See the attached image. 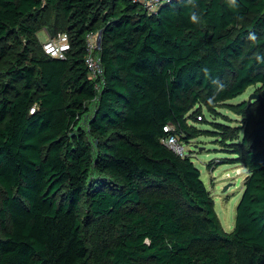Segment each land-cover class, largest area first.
<instances>
[{"label":"trees","instance_id":"16d2710c","mask_svg":"<svg viewBox=\"0 0 264 264\" xmlns=\"http://www.w3.org/2000/svg\"><path fill=\"white\" fill-rule=\"evenodd\" d=\"M44 27L68 34L65 59ZM255 85L264 0H0V264H264V97L227 105L242 135L214 123L249 174L230 233L192 155L161 142Z\"/></svg>","mask_w":264,"mask_h":264},{"label":"rangeland","instance_id":"374dc122","mask_svg":"<svg viewBox=\"0 0 264 264\" xmlns=\"http://www.w3.org/2000/svg\"><path fill=\"white\" fill-rule=\"evenodd\" d=\"M38 36L42 45L50 36L49 29L46 27L40 29ZM263 93L261 85L251 86L243 95L227 103L218 104L214 110L204 107L201 113L202 119H198L196 116L189 122L200 132L190 142H185L184 148L192 155V162L200 170L201 179L214 198L215 210L221 228L229 233L234 229L236 209L244 190V180L249 174L242 164L233 161L236 159L235 155L223 150L214 123L227 124L235 128L239 135H242L245 119L230 110L227 105H236L242 101L249 102L251 95H261V99L252 98L250 100V104H253L255 101L263 99ZM226 186L228 189L224 191Z\"/></svg>","mask_w":264,"mask_h":264},{"label":"built area","instance_id":"2783aa9c","mask_svg":"<svg viewBox=\"0 0 264 264\" xmlns=\"http://www.w3.org/2000/svg\"><path fill=\"white\" fill-rule=\"evenodd\" d=\"M170 1L171 0H131L132 3L142 6L148 12H156L161 5ZM97 38V33H89L86 39V64L90 70L92 78L94 79H96L102 72L100 59L96 55L98 45ZM42 47L43 51L48 56L63 60L70 51L71 44L66 32H55L54 35L49 36L47 40L42 43ZM197 118L201 119L202 116L199 115ZM163 130L168 133L163 139H161V142L165 146L182 158L190 155L187 150H185L184 143L181 142L180 137L177 135V128L174 124L171 123L165 125Z\"/></svg>","mask_w":264,"mask_h":264},{"label":"water","instance_id":"95a60500","mask_svg":"<svg viewBox=\"0 0 264 264\" xmlns=\"http://www.w3.org/2000/svg\"><path fill=\"white\" fill-rule=\"evenodd\" d=\"M50 31H51V34L54 35V33H55L54 29H50ZM252 98L261 99V95L253 94V95L250 96V100ZM250 100H249V103H250ZM227 189H228V186H226L224 188V191H226Z\"/></svg>","mask_w":264,"mask_h":264},{"label":"crops","instance_id":"0c3cea01","mask_svg":"<svg viewBox=\"0 0 264 264\" xmlns=\"http://www.w3.org/2000/svg\"><path fill=\"white\" fill-rule=\"evenodd\" d=\"M49 31H50V29H49ZM50 36H52L51 31H50Z\"/></svg>","mask_w":264,"mask_h":264},{"label":"clouds","instance_id":"9594fccd","mask_svg":"<svg viewBox=\"0 0 264 264\" xmlns=\"http://www.w3.org/2000/svg\"><path fill=\"white\" fill-rule=\"evenodd\" d=\"M193 19L195 20V17H193Z\"/></svg>","mask_w":264,"mask_h":264}]
</instances>
